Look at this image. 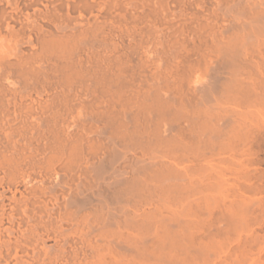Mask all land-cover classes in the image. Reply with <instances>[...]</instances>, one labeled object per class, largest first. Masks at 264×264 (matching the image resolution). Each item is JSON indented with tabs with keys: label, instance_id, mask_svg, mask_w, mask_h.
<instances>
[{
	"label": "bare ground",
	"instance_id": "bare-ground-1",
	"mask_svg": "<svg viewBox=\"0 0 264 264\" xmlns=\"http://www.w3.org/2000/svg\"><path fill=\"white\" fill-rule=\"evenodd\" d=\"M264 0H0V264H264Z\"/></svg>",
	"mask_w": 264,
	"mask_h": 264
},
{
	"label": "rangeland",
	"instance_id": "rangeland-1",
	"mask_svg": "<svg viewBox=\"0 0 264 264\" xmlns=\"http://www.w3.org/2000/svg\"><path fill=\"white\" fill-rule=\"evenodd\" d=\"M262 235H264V234H262ZM262 238H264V237H262Z\"/></svg>",
	"mask_w": 264,
	"mask_h": 264
}]
</instances>
